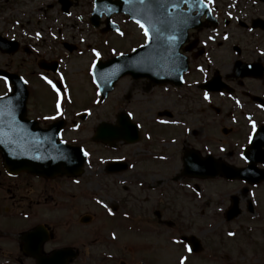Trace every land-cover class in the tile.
I'll use <instances>...</instances> for the list:
<instances>
[{"label":"flooded vegetation","instance_id":"flooded-vegetation-1","mask_svg":"<svg viewBox=\"0 0 264 264\" xmlns=\"http://www.w3.org/2000/svg\"><path fill=\"white\" fill-rule=\"evenodd\" d=\"M44 1L46 7L58 12L59 21L43 24L37 46L19 41L15 52L0 54V68L19 75L27 81L24 84L28 89L24 112L20 108H0V120L5 116L19 120L17 124L0 121V264H154V229L190 234L187 208L172 211L173 204L161 206L162 200L154 208L152 194L170 192L179 180L154 179V171L169 164L178 168V173L190 155L209 158L207 165L219 174L214 180L236 184L240 217L247 219L246 224L264 230V194L260 190L264 187V3L238 0L222 7L217 0H204V5L199 4L197 19L192 17L196 11L183 16V22L196 21L199 25L188 29L180 47L188 64L180 85L150 86L146 80L125 76L118 81L123 92L112 101L110 94L100 96L92 76L93 61L102 63L112 57L111 31H107L110 23L105 14L95 25L89 19L95 0H68L84 10L90 7L89 17L77 23L82 33L75 35L69 32V24L75 25L60 18L66 16L61 12L62 0ZM186 9L182 6L183 11ZM119 17L128 20L125 15ZM119 25L124 23L120 21ZM229 27L231 40L227 42L229 33L223 31ZM142 37L139 27L135 35L130 30L122 36L135 42ZM90 38L97 42L99 57L80 45ZM40 60L44 69L38 67ZM42 77L51 79L60 92V116H56L57 91ZM8 87L12 89L11 84ZM153 89L170 93L162 95L163 105L154 106L148 116L144 113L148 108L138 96ZM192 91L198 97L196 104L189 102ZM186 100L189 104H182ZM53 116L56 118L45 119ZM125 117L140 125L154 121V130L140 133L141 146L120 142L111 147L92 140L101 124H115ZM23 119L26 132L38 134L50 129L51 137L58 133L60 141L77 145L82 143L76 139L85 137L87 143L99 146L97 155L109 154L95 160L92 170L95 178H104L95 182L96 189L107 193L85 194L79 187L88 181L79 177L16 173L14 163L5 164L2 151L9 149V131L22 127ZM119 160L125 162V169L109 173L107 164ZM245 167H250L251 180L262 181L249 184L242 179H224L219 173L222 168ZM125 186L143 194L122 195L120 188ZM183 194L178 200L184 198ZM178 243L186 245L184 241Z\"/></svg>","mask_w":264,"mask_h":264},{"label":"rangeland","instance_id":"rangeland-1","mask_svg":"<svg viewBox=\"0 0 264 264\" xmlns=\"http://www.w3.org/2000/svg\"><path fill=\"white\" fill-rule=\"evenodd\" d=\"M5 1L7 3L3 4ZM42 2L43 0H0V7L1 5L5 6L0 12V33L7 35L8 37L19 38L25 42L31 41L32 44L37 46L41 42V39L36 40V38H34V32H41L43 24L45 25L55 20L59 21L58 14L54 12H50L49 15L48 12L46 14L44 13L45 7H41ZM217 3L219 6L226 7L227 4L238 3V0H217ZM239 3L248 2L245 0H239ZM78 17L85 19L86 15L79 14L78 10L75 9L67 18L69 19V22L75 24L82 22ZM62 18L64 19L65 17ZM71 28L72 29L69 31L71 34L77 35L82 33L77 29L81 28L80 25ZM127 28L128 30L132 28L133 31L135 29L133 25ZM224 30V33H229L227 42H230V31L232 30V27H229L228 30ZM87 42L91 46L96 44V41L91 38L87 39ZM135 44L136 42L134 39L122 40L116 37H112L110 43L111 50L116 51L127 50ZM80 45L84 48L82 43ZM0 62H2L1 59ZM123 88L124 87H122L121 83L117 86L116 90L110 97L112 101L119 97L118 95L123 92ZM1 90L0 87V91ZM165 93L170 92H166L163 89H153L148 92H140L138 98L140 97L143 101L144 107L148 108V111L144 113L150 116V113L154 112V106H162V102L165 100L162 98V95ZM190 96L192 101L186 100L182 104L187 105L189 102L196 104V102H199L195 91H192ZM110 103L113 105L115 102ZM148 127H154V122L149 120L148 122L143 123V128ZM77 140H82L81 143L89 147L93 153V155L91 154L90 163L87 166L85 173L80 177L81 181L88 182L86 185L84 184L79 188L83 191H93L96 194H106L107 191L96 189L97 187L95 184L96 181L103 177L97 179L90 172L94 169L93 160H95V156H100L97 155L98 147L87 143L85 137H78ZM136 169L139 168L136 167ZM177 169L178 168L175 166L171 168L169 164L161 165L157 167V171L160 172H154V175H157L154 179L169 178L176 174ZM176 184L177 186L175 185L174 189L170 192L168 191L163 195L158 193V195L162 196L156 197V192L152 194L154 195V208H156V204H159L157 203L159 200H162L161 206L171 202V204H173L172 211L176 208L181 210L187 208L189 211L190 233L195 234L202 240L205 249L202 254L189 255L185 248L177 243V237H179L181 233L172 230L166 232L163 227L160 231L154 229V264H179L181 256L185 257V264H264V231H260L258 227L252 233H246L248 227L245 225L241 231L235 229L237 232L228 237L226 232L229 228L234 230L235 225L238 226L243 222L240 220L237 221L236 224H232L230 227L225 228L220 218H216L214 215V212H216L214 207L219 206V208H221L220 205L223 203V198H225L226 193L232 191L228 190L230 186L219 185L216 182H206V184L202 185L201 182H197L198 186H201L199 193L197 192L194 195L191 194L189 198H186L183 191L187 193H189V191L192 192L191 188H189L188 185H185L184 182H182L180 186L178 183ZM120 189L122 191L120 194L122 195L143 194L142 191H138L137 189L132 188V186H125ZM260 190L262 191V194H264V187H260ZM125 191L127 192L125 193ZM181 194H183L184 198H181L180 201L178 200V197ZM155 222L156 219L154 216V225H157ZM212 252L216 253L217 256L212 255Z\"/></svg>","mask_w":264,"mask_h":264},{"label":"water","instance_id":"water-1","mask_svg":"<svg viewBox=\"0 0 264 264\" xmlns=\"http://www.w3.org/2000/svg\"><path fill=\"white\" fill-rule=\"evenodd\" d=\"M166 1V0H165ZM171 1V0H169ZM124 3L123 5L127 6V8H123L121 9L120 3ZM115 8L113 9L114 11H118V10H122L124 12H128L131 17H134L136 19H144L146 21H151L153 22V18H154V0H145L144 4H140L139 0H129L128 3H125V0H118L116 3H114ZM147 8V9H146ZM150 34H152V39H150L149 43L144 46L139 48V50L137 51H144L148 54L149 57H151V54L154 56V51L158 54H162L165 50L162 47V44L160 42H154V30H151V26L148 27ZM130 56H124L122 57V59H118V60H112L110 61L108 64L105 65V68L108 69H117L119 68V66L122 68L121 72L114 77L113 80H115L118 76L130 72L133 75H136L138 71L133 70V69H129L127 67V62L126 59H128ZM119 65V66H118ZM150 74H147L148 76H151V72H149ZM154 73V71H153ZM165 74V73H164ZM154 75V74H153ZM152 77V76H151ZM154 77V76H153ZM25 96L26 94H22L20 101L24 102L25 100ZM71 152V151H70ZM74 156L77 158L76 161V165L73 166V168H68L66 161L58 159L55 163L53 162H47L46 165H43V168L41 169H35L34 171L36 172H42V173H49V172H64V173H72V174H76L80 172V167L83 163V155L79 152H74L73 153ZM64 163V167H62V164Z\"/></svg>","mask_w":264,"mask_h":264},{"label":"snow or ice","instance_id":"snow-or-ice-1","mask_svg":"<svg viewBox=\"0 0 264 264\" xmlns=\"http://www.w3.org/2000/svg\"><path fill=\"white\" fill-rule=\"evenodd\" d=\"M128 2H129V0H125V3H128ZM144 2H145V0H139L140 4H144ZM208 2L211 3V0H208ZM193 3H199L200 5H204V0H193ZM165 8H166L165 0H156V9L157 10L163 11ZM135 23L143 31V34H144V37H145V44H147L149 42V29L139 19H136ZM37 35H39V33ZM121 35H122V33H121ZM93 53H94V55L96 57L100 56V53L97 52L95 49H93ZM95 63L96 62L93 61V65H95ZM42 78L45 79L46 82L49 85H51L54 90L57 91V97L58 98H57V101H56V116H60L62 114L61 110H60V99H59L60 92H59V90L56 89V85L53 83V81L51 79H48L47 77H42ZM21 79H23V78H21ZM24 83H27V81H24ZM4 84H5L6 87H8V80L6 78H4ZM8 90L11 91V88L8 87ZM204 98L206 100L208 99L207 93H205V97ZM55 118H56L55 116H53V117H45V119H55ZM252 128H253V131H255L256 125L254 123L252 124ZM249 139H251V137H249ZM84 155L87 156L88 153L84 152ZM228 235L231 236V235H233V233L229 232ZM185 250L190 251V249L188 248L187 245H185ZM179 264H185V257H183V256L180 257Z\"/></svg>","mask_w":264,"mask_h":264}]
</instances>
